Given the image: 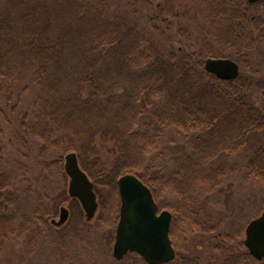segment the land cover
I'll return each instance as SVG.
<instances>
[{
	"label": "trees",
	"instance_id": "trees-1",
	"mask_svg": "<svg viewBox=\"0 0 264 264\" xmlns=\"http://www.w3.org/2000/svg\"><path fill=\"white\" fill-rule=\"evenodd\" d=\"M193 8L210 40L205 51L181 59L163 52L148 26L113 9L110 0H0V136L13 124L24 143L39 145L44 169L65 177V156L76 152L95 190L107 188L96 219L110 243L120 215L117 181L132 173L152 189L160 210L172 213L176 252L189 232H199L223 253L221 261L206 264H264L251 255L240 229H221L204 212L234 170L231 159L254 136L259 141L251 146L246 177L264 188V11L249 15L247 0H197ZM164 20L154 25L167 33ZM177 33L189 44L186 29ZM208 57L234 59L239 77L207 72ZM172 133L191 150L167 174L156 163ZM4 156L0 140V251L11 237L31 238L34 226L49 230L54 215L48 202L24 212ZM219 157L222 163L213 165ZM263 209L264 201L258 213ZM199 262L176 255L167 264Z\"/></svg>",
	"mask_w": 264,
	"mask_h": 264
},
{
	"label": "rangeland",
	"instance_id": "rangeland-1",
	"mask_svg": "<svg viewBox=\"0 0 264 264\" xmlns=\"http://www.w3.org/2000/svg\"><path fill=\"white\" fill-rule=\"evenodd\" d=\"M154 1L155 5L151 7L143 2L134 7L130 5L129 0H110L113 9L148 26L154 41L167 55L175 53L179 58L186 59L188 56L193 58L195 53L205 51L206 42H209L210 38L202 21L195 15L196 7L194 9L193 4L197 0ZM158 3L162 5L161 9H157ZM133 10L136 13H133ZM263 11L262 1L253 4L250 11L248 9L249 15ZM155 14L160 15L159 21L150 20V15ZM163 19H166L164 26L168 30L167 33H163L155 26L161 25ZM180 28L190 33L189 44L178 38L177 32ZM263 57L264 55L260 58ZM260 65L264 66V59ZM256 79L263 81V77ZM255 89L251 90V99H255L252 94ZM4 129L0 140L4 145L5 165L15 175L17 190L24 203V212L31 214L36 205L48 202L47 205L51 206L54 213L49 221L59 219L63 206L69 209V218L61 226L51 222L52 227L47 231L41 226H34L35 232L31 238L29 235L9 238L0 251V264H148L137 253H128L122 260H117L113 255L114 242L110 243L108 231L98 226L96 217L87 221L79 200L69 195V177L62 176L56 169H44L37 157L39 145L24 143L13 124L4 125ZM167 136L172 142L165 145V154L156 164L163 165L168 174L176 168L183 152L191 150V145L173 133ZM256 141H259V138L254 136L249 146L234 155L230 161L234 170L223 182L219 192L204 203L206 220L220 224L224 230L240 229V238L243 239L246 237L248 223L262 213L258 211L264 201V188L258 183L250 182L246 177V162L251 146ZM222 161L223 158L219 157L213 165H219ZM106 190V187L99 188L97 190L99 192L95 190L99 207L101 194ZM164 196L171 202L175 199L170 190H167ZM211 243L209 234L189 232V240L182 243L184 249H178L177 255L197 257L201 261L199 264H206L212 259L216 261V258L219 262L223 253L214 251Z\"/></svg>",
	"mask_w": 264,
	"mask_h": 264
},
{
	"label": "water",
	"instance_id": "water-1",
	"mask_svg": "<svg viewBox=\"0 0 264 264\" xmlns=\"http://www.w3.org/2000/svg\"><path fill=\"white\" fill-rule=\"evenodd\" d=\"M257 3L263 0H249ZM204 68L222 80H234L240 75V65L231 58L208 57ZM65 172L69 177L68 192L79 200L88 221L95 218L98 196L95 184L80 165L76 152L65 156ZM121 207L113 245V255L122 260L128 253L139 254L148 264H167L176 258V250L170 237L172 213L160 211L152 189L138 176L126 173L118 178ZM69 218V209L61 207L59 219H53L57 226ZM245 245L257 260L264 259V210L251 220L245 230Z\"/></svg>",
	"mask_w": 264,
	"mask_h": 264
},
{
	"label": "flooded vegetation",
	"instance_id": "flooded-vegetation-1",
	"mask_svg": "<svg viewBox=\"0 0 264 264\" xmlns=\"http://www.w3.org/2000/svg\"><path fill=\"white\" fill-rule=\"evenodd\" d=\"M247 2H248V9H249V11H250V9H251V7H252V5H253L254 3L250 2L249 0H247ZM248 14H249V12H248Z\"/></svg>",
	"mask_w": 264,
	"mask_h": 264
}]
</instances>
